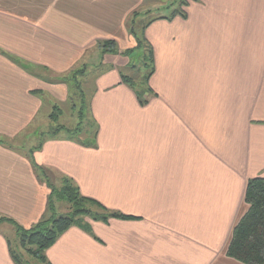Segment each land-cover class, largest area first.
Here are the masks:
<instances>
[{
    "label": "crops",
    "instance_id": "obj_1",
    "mask_svg": "<svg viewBox=\"0 0 264 264\" xmlns=\"http://www.w3.org/2000/svg\"><path fill=\"white\" fill-rule=\"evenodd\" d=\"M142 4L0 0V49L56 76L83 65L91 81L96 146L60 132L34 161L135 217L89 220L92 234L72 226L45 256L50 264H242L226 248L246 210L247 180L264 177V0L190 1L186 18L151 22L144 35L156 96L145 105L120 80L128 58L97 47L103 39L133 47L129 22ZM33 70L0 55V135L12 137L45 107L66 102L65 83ZM48 194L25 155L0 145V215L28 228ZM0 264H14L5 238Z\"/></svg>",
    "mask_w": 264,
    "mask_h": 264
},
{
    "label": "trees",
    "instance_id": "obj_2",
    "mask_svg": "<svg viewBox=\"0 0 264 264\" xmlns=\"http://www.w3.org/2000/svg\"><path fill=\"white\" fill-rule=\"evenodd\" d=\"M190 1L197 0H170L159 9L163 12L162 15L149 19L142 23L139 28L134 25L135 21L149 13V11L147 10L142 14L134 12L128 27V32L135 40L133 47L119 52L117 43L113 39H103L97 42L100 54H119L128 58V64L125 67L131 70V74L120 71V80L133 91L140 105L147 104L151 98L156 96L149 85V80L154 73V55L152 46L144 35L145 28L156 19L172 20L176 16L186 18L185 7L188 6ZM0 55L5 56L12 63L31 73L34 71L32 69L35 68L48 70L45 67L27 64L2 49H0ZM84 73L85 66L82 65L55 79H45L47 82L65 83L68 87V93L73 92V94L76 93L78 95L79 108L76 110L75 101L71 104L72 110L77 111V123L74 129L62 125L57 127L56 125L51 132L44 131V133L42 130L37 133L42 139L37 145L27 148L25 152L23 146H13L8 142V137L0 135V145L4 148L12 149L16 152H22L23 150L22 153L30 162L37 180L45 184L49 190L42 216L30 227L25 228L14 219L0 215V223L9 222L15 228L16 242L11 243L10 240L6 239L7 250L14 264H27L22 259L23 255L19 250L43 264H50L45 256L46 249L52 246L57 238L72 226L92 234L89 222L82 220L80 214L89 213L91 220L104 223H107L110 218H135L120 211L108 209L97 200L83 196L76 183L68 176L58 174L60 185L56 187L49 177V174L52 175L54 172L38 165L34 161L33 153L41 148L46 139L53 138L60 132L67 133L68 139L83 146H96L98 125L91 116L87 118L89 121L84 117L85 111H89V105L85 100V92L81 87L80 78ZM30 93L38 96L42 91L31 90ZM69 96V99L74 100L72 93ZM53 108L56 112L50 113L49 119L52 122H57L61 111L56 105ZM83 120L85 123H83ZM58 201L67 203L68 210L63 213H57L55 202ZM243 201L246 205V210L232 229L226 248V256L242 264H264V177L256 176L247 180ZM93 207L100 209V211H93Z\"/></svg>",
    "mask_w": 264,
    "mask_h": 264
},
{
    "label": "rangeland",
    "instance_id": "obj_3",
    "mask_svg": "<svg viewBox=\"0 0 264 264\" xmlns=\"http://www.w3.org/2000/svg\"><path fill=\"white\" fill-rule=\"evenodd\" d=\"M169 1L170 0H144V4H142L140 6L141 8L137 11V13L142 14V13H145V11H147V10L149 11V13H147V14L141 16L140 18H138L135 21L134 25L136 27L138 26V28H139L142 23H145L149 19L157 17L159 15H162L163 12H161L159 9H161V6L167 4ZM119 52H121V50H119ZM120 70L122 72L126 73V74H131V70L128 69L127 67H125L123 69H120ZM39 72L42 74V76L44 75L46 77H50L49 79H55V78L58 77V76H56V75H54L52 73H49V72L47 73V72H45L43 70H39ZM84 77L80 78L81 79V87H82L83 91L85 92V100H86V103L88 104L89 87H90V82L91 81H88L89 79H87V80L83 79ZM70 93H72V96H73L74 100L69 99L70 98V96H69ZM70 100H72V101H70ZM73 101H75L76 110H77L79 108L78 95L76 93L73 94V92L67 93L66 102L65 103L55 104L56 106L58 105L57 108H59V110L61 111L60 114H59V118H58L57 122H52V121H50V119L47 118L46 114L49 111H51V113L55 111L54 108L51 105L49 109H47L48 107H45V109L47 111L43 110L42 114H40V116H39L38 122H36V123L33 122L31 125L26 126V128H24V130L20 131L18 134L14 135L12 137H9V136H6V135H5V137H8L7 140H9L8 142L11 145L17 146V147L23 146V150L25 152V150L27 148L37 145V143L42 139V138H40L37 135V133L42 131V130H43V132L44 131L45 132H47V131L51 132L52 128L55 127L56 125H57V127L62 125L64 127H67V128H70V129H74L75 128V124L77 123V111L76 110H72V108H71V104L73 103ZM89 116H90V113H89L88 110H86L85 111V115H84L85 119L89 118ZM83 123H85L84 120H83ZM37 124H38V126H37ZM59 135L67 136V133L61 132ZM8 150L9 151H14L12 149H8ZM23 150H22V152H23ZM14 152H16V151H14ZM22 152H20V153H22ZM49 177L51 179V182L56 187H59V185H60L59 175L57 173H53L52 175L49 174ZM67 207H68V204L65 203V202H60V201L55 202V209H56L57 213H63L65 211H67L68 210ZM92 210L93 211L94 210L100 211V209H97L96 207H93ZM90 217L91 216H89V213L80 214V218L82 220L89 221V220H91ZM0 238H3V239L5 238V240L8 239V240L11 241V243H15L16 242L17 237H16L15 228L9 222L0 223ZM19 251L23 255L22 259L27 264H43L42 262L38 261L37 259L32 258V257L28 256L27 254L23 253L22 250H19Z\"/></svg>",
    "mask_w": 264,
    "mask_h": 264
}]
</instances>
